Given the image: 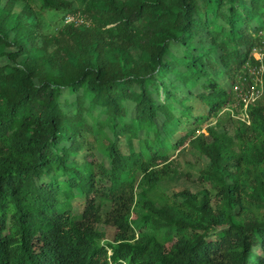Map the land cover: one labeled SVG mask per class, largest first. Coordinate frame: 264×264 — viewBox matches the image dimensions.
<instances>
[{
	"label": "trees",
	"instance_id": "16d2710c",
	"mask_svg": "<svg viewBox=\"0 0 264 264\" xmlns=\"http://www.w3.org/2000/svg\"><path fill=\"white\" fill-rule=\"evenodd\" d=\"M263 41L264 0H0V264H264Z\"/></svg>",
	"mask_w": 264,
	"mask_h": 264
},
{
	"label": "rangeland",
	"instance_id": "374dc122",
	"mask_svg": "<svg viewBox=\"0 0 264 264\" xmlns=\"http://www.w3.org/2000/svg\"><path fill=\"white\" fill-rule=\"evenodd\" d=\"M62 15H66L67 19L72 17V16L71 17L68 16L69 12L68 13L58 12L57 13V17H61ZM88 22L89 21L86 20V23H88ZM262 43L260 45L253 47V49L251 51V55H253V52L259 51V48L262 46ZM258 78L261 79L259 76H258ZM231 80H232V78H230L229 76H221V82L226 87H229ZM238 82H240L239 79L238 80L234 79V81L232 83V88L234 90H235V85ZM261 95H262V93L260 92L256 96V98H259ZM251 98H252V96L249 94L246 101L251 102V100H252ZM244 108H245V106H244ZM241 116H243V115L241 114ZM185 130H186L185 124H178V125L174 126V132L175 133L181 134ZM179 162L181 164V169H180L179 173L175 177L169 178L168 180L162 182V184H160L159 186H156L154 188L155 192L160 190L163 187L179 186L180 184H183V183L188 184L191 187V189H193V190H196L200 187L196 178H197V175L199 173V170L202 167H204V165L206 163L205 158L202 157V155L198 154L195 150L191 149L189 146H186L184 151L181 152L179 155ZM150 193H153V191H151ZM112 232H113L112 228H110V227L107 228V237L103 240L104 243L109 241V238L111 237Z\"/></svg>",
	"mask_w": 264,
	"mask_h": 264
},
{
	"label": "built area",
	"instance_id": "2783aa9c",
	"mask_svg": "<svg viewBox=\"0 0 264 264\" xmlns=\"http://www.w3.org/2000/svg\"><path fill=\"white\" fill-rule=\"evenodd\" d=\"M68 16L69 17L72 16V17L67 19V16H65V22L74 21L75 23H81L84 21L83 16L79 14L69 13ZM252 56L255 59L259 60L260 62L254 65L247 62L246 65H244L247 71V77H244L242 80H239L240 82L236 83L235 85V91L237 95L240 96L245 101V104H244L245 108L249 102V101L248 102L246 101L248 95L250 94L252 96L251 101H253L256 99V96L263 90L262 75L264 73V41L262 43V46L259 48V51L253 52ZM258 76L261 79H259ZM246 84L248 85L246 86Z\"/></svg>",
	"mask_w": 264,
	"mask_h": 264
}]
</instances>
